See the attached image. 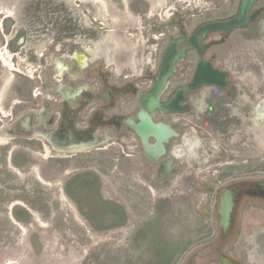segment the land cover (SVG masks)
<instances>
[{"label":"flooded vegetation","instance_id":"1","mask_svg":"<svg viewBox=\"0 0 264 264\" xmlns=\"http://www.w3.org/2000/svg\"><path fill=\"white\" fill-rule=\"evenodd\" d=\"M96 1L50 0L48 13L32 2L16 26L4 16L0 50L12 53L14 71L31 84L16 83L10 111L0 109V139L76 162L64 191L84 220L80 229L107 234L128 226L124 240L116 231L100 240L121 252L105 246L89 264H264V0L245 12L242 0ZM162 63L167 84L147 107L142 99L153 94ZM0 66H8L1 56ZM144 113L169 125L163 143L147 140L161 144L158 159L131 129ZM110 147L124 152L133 172L132 185L119 190L134 192L129 207L146 209V197L158 193L152 213L132 225L126 205L103 194L107 164L120 158L96 169V157L76 156ZM28 162L24 152L12 159ZM169 190L187 203L172 228L162 218ZM224 192L233 206H219ZM31 198L13 211L21 222L31 209H46L39 194Z\"/></svg>","mask_w":264,"mask_h":264},{"label":"rangeland","instance_id":"2","mask_svg":"<svg viewBox=\"0 0 264 264\" xmlns=\"http://www.w3.org/2000/svg\"><path fill=\"white\" fill-rule=\"evenodd\" d=\"M104 1L107 2L108 0ZM32 2L40 3V13L49 12L50 0H0L1 44L4 39V16H13L14 20L11 25H18L20 18L17 16L22 10L26 12V8L31 6ZM95 2L97 1L95 0ZM56 6L61 8L62 5L56 4ZM36 12L38 10L33 11L31 16L35 17ZM60 13L61 11H58V15H56L57 29L60 28ZM0 52L2 53L0 56L4 58V52L1 50ZM4 59V63H8V66H0V109L3 112L10 111L13 103V92L17 91L14 85L16 83L20 86L31 84L26 79L23 82L14 71L18 66H16L11 52H8L7 58ZM30 74L33 73L30 72ZM114 149L110 147L103 151H91L92 153L87 152L76 156L86 159L96 157L98 160L96 169L98 167L100 169V166L104 165L102 163H106L108 160L106 158H120L119 161L114 160V164H107L109 169L105 170L104 176H102L107 182L104 183L103 189L108 192H103V194L109 199H118L126 205L129 212L127 225H132V223L138 222L142 215L149 216L152 213L153 205L159 199L158 193L153 190L152 195L146 197L149 200L146 209L142 208V210L135 211L136 209L129 207L131 198L134 199L132 197L134 192H119V190L132 185L133 172L127 166L125 159L127 157L124 156V152L116 153ZM17 152H24L29 158V162L24 167L14 166L12 163L13 156ZM90 164L93 165V163ZM116 164L117 168H115ZM80 166H82L81 170L86 168L83 165ZM77 167L79 168L76 162L70 164L68 160L52 157L47 147L35 148L32 146V142L21 143L20 140H14L11 137L0 139V264H89V260L96 258L105 246H111L113 251L117 250L116 252L122 251L118 244L104 245L100 243V240L102 237L106 239L107 237H114L115 231L117 232L115 238L120 237L124 240L125 235L123 233L128 231L126 229L128 226L112 229L107 234L80 229L84 220L77 212H73L72 202L64 191L68 173L75 171L74 169ZM140 181L146 182V180ZM136 188L142 187L137 185ZM32 193L39 194L37 203L46 209H31L32 217L30 220L21 222L16 219L13 211L19 204H25L22 201L23 198L32 199ZM167 193L169 201L165 204L169 208L165 214L163 213L162 218L165 226L172 228L175 226L176 217L181 214L179 212L182 208L181 204L185 203L184 207L186 208L187 203L186 196L170 190ZM136 195L139 196L138 193ZM144 204L143 202L142 205ZM184 212L183 220L187 221L189 212L186 209ZM250 219L252 216L247 220ZM253 219L258 220V218ZM248 227L251 228L252 225H248ZM184 232L185 235L188 234V230ZM90 236L93 237L94 241L89 239ZM262 251L261 248L255 247L253 253H262ZM109 261L108 263L112 264L114 259ZM123 262H126L125 258L118 260L115 264H123Z\"/></svg>","mask_w":264,"mask_h":264},{"label":"water","instance_id":"3","mask_svg":"<svg viewBox=\"0 0 264 264\" xmlns=\"http://www.w3.org/2000/svg\"><path fill=\"white\" fill-rule=\"evenodd\" d=\"M255 0H242V5H241V10L245 12V10H247V8L254 2ZM172 49V48H171ZM171 49L167 51V56L166 58L169 56V52H171ZM175 56V55H174ZM170 58L172 56H169ZM172 59V58H171ZM163 64V63H162ZM166 63H164L161 66L160 69V73H159V82L155 87V90L153 91V94L147 95L146 98L144 97L143 100V105H147L146 101L149 99V97L154 96V98L149 99L151 100L150 103L152 102H158V98L160 95V90L162 88V86L165 87V85L167 84V77L168 74L165 75V73L167 72L165 70V68H167L168 70V66L165 65ZM172 69V68H171ZM160 89V90H159ZM140 123H137L136 125L133 124V127L131 126V129L134 130L139 137H141L142 142H144V147L146 148V155L151 158V159H158V156H160L159 151L161 150L162 146L161 144H157L154 147V144L149 145L147 140L150 136L154 137L156 139V142L159 143H163V139H161L162 135H166V134H170V129H168L167 127H169L168 124L166 123H154L153 119H151L150 116H148L147 113L144 114H140ZM228 194H230V192H224L220 198V200L218 201V204L220 207H225V206H233V202L228 199Z\"/></svg>","mask_w":264,"mask_h":264},{"label":"bare ground","instance_id":"4","mask_svg":"<svg viewBox=\"0 0 264 264\" xmlns=\"http://www.w3.org/2000/svg\"><path fill=\"white\" fill-rule=\"evenodd\" d=\"M0 54H2V53L0 52ZM2 58H3V57H2ZM4 58H5V56H4ZM4 58H3V59H4ZM4 60H5V59H4ZM7 64H8V63H7ZM10 66H11V65H10ZM9 81H10V80H9Z\"/></svg>","mask_w":264,"mask_h":264}]
</instances>
